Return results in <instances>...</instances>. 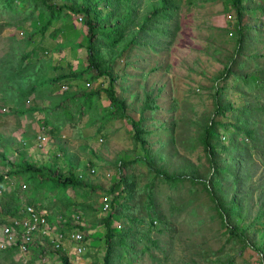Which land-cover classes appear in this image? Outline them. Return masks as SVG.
I'll use <instances>...</instances> for the list:
<instances>
[{
	"label": "rangeland",
	"instance_id": "1",
	"mask_svg": "<svg viewBox=\"0 0 264 264\" xmlns=\"http://www.w3.org/2000/svg\"><path fill=\"white\" fill-rule=\"evenodd\" d=\"M263 2L243 0L248 7ZM236 20L231 0H181L178 13L165 25L166 33L148 34V40L153 45L132 46L120 60L116 68L123 71V74L116 83L118 92L126 98V111L134 119L139 117L144 89L151 94L157 93L155 102L158 109L152 113L147 110L143 113V125L151 132L148 142L152 148L157 147L159 142L167 143L169 136H172L171 151L168 152L167 144L163 151L170 156L166 167L174 170L185 166H194L201 174L208 170L204 151L197 142V121L207 120L213 110V84H224L226 96L234 105L254 106L251 117L257 121L262 146L251 148V154H248L250 186L243 191L249 188V195L243 194L248 198L247 207H250L253 215L258 205V196L264 193V111L256 109V106L264 105V83L257 85L251 79L245 81L233 75L225 80H217L224 65L235 53L238 36L235 31ZM74 21L78 30L83 32L84 28L78 24V20L75 18ZM240 23L244 27L243 48L235 55L237 61L231 64V68L236 73H251L255 76L261 70L262 73L258 74L264 78V14L260 10H244ZM34 25L31 20H26L20 7L17 6L13 12L0 7V151H7L11 161L19 160L20 151L38 163L53 161L62 166L63 158L57 154L53 156L59 150L58 145H62L66 154L75 155L81 167L92 169V172L84 170L90 182L108 188L118 179L115 175V160L133 158L141 153L132 139L130 122L127 119H113L88 124V113L79 115L78 106L69 98L65 102L60 101V93L67 88V84L58 81L50 86L48 76L52 69L45 53L50 45H45L41 50L37 48L38 55L31 54L28 58H22V54L37 42L36 36L34 43H27L28 31L38 24ZM41 45L39 48H42ZM52 51L56 59L64 55L73 65L84 64L83 47L69 53L62 47ZM27 60L36 64L32 62V67H25ZM79 83L85 88H93L101 84L104 86L106 79L100 77L87 85L84 81ZM32 84H35L36 90L29 94V101L28 98L27 101L20 98L16 103L39 108L19 115L14 110L13 100ZM80 84L68 89H81ZM94 103L98 114L108 109L109 100L104 91L94 96ZM54 104H57L56 108ZM217 119L233 122L227 115ZM161 122L166 128L158 126ZM40 133L43 136L42 142L37 140ZM243 154L247 156V152ZM7 168L0 160V172ZM124 173L137 183L135 197L130 204L139 207L145 197L140 192L141 188L149 181L151 173L147 172V167L141 161L132 164ZM10 178L1 187L0 202L13 201L18 197L21 207L26 203L32 204L38 210L49 213L48 219L51 225L56 226L55 231L62 227L56 221L62 213L69 212L72 216L78 213L79 202L68 211L65 198L46 195L43 191H38L35 196L23 180H17L11 175ZM153 192L166 222L165 225L153 223L148 237L150 241L155 240L156 245L143 237L137 245L134 264H212L216 258L225 264H261L254 250L248 247L241 249L240 243L225 240L226 234L221 232L211 202L201 190V183L183 181L169 187L156 180ZM78 193L82 197L81 188ZM105 195L110 198L113 194L95 190L87 197L93 209L86 214L81 211L85 227V251L77 254L68 238L63 241L68 260L73 264L103 262L105 227L101 223L95 225L91 222L109 211L110 205L106 210L102 209ZM67 196L73 197L75 201L81 200L72 190L66 192ZM133 214L145 215V211L139 207ZM5 217L0 213V219L7 221ZM116 224L123 225V221L113 223ZM53 250L48 247L45 252H41L34 243L28 253H14L9 257L8 253L0 252V264H61L60 257Z\"/></svg>",
	"mask_w": 264,
	"mask_h": 264
},
{
	"label": "trees",
	"instance_id": "2",
	"mask_svg": "<svg viewBox=\"0 0 264 264\" xmlns=\"http://www.w3.org/2000/svg\"><path fill=\"white\" fill-rule=\"evenodd\" d=\"M180 2L181 0H0V7L3 10L13 12L18 6L26 20H31L35 25L38 24L28 31L29 38L27 39V43L31 44L37 36V42L22 54V58H28L31 54L38 55L37 48L41 50L45 45H47L45 47L50 45L48 50H44L52 69V73L48 76L50 86L58 81L67 84V88L60 93V101L65 102L69 98L73 104L78 106L79 115L84 112L88 113V124L99 120L101 123L113 119L129 120L132 139L141 150V153L133 158L115 160V175L118 179L114 180L108 188H104L99 183L89 181L88 173L85 175L84 172L89 168L81 167L75 155L66 154V149L62 145H58L59 150L53 155L57 154L63 158L62 166L53 161L38 163L28 159L20 151L19 160L11 161L7 151L3 149L0 151V160L8 167V170L0 172V190L5 182L11 180V175L17 180H23L35 196L38 191H43L46 195L65 198L68 211L79 202L77 205L79 210L76 212L80 213L81 217H83L81 211L86 214L93 209L92 202H88L87 197L95 190H101L103 194H113L110 198L105 195L108 208L110 205L107 214L91 222L95 225L101 223L105 227V251L102 264H134L133 260L138 253L137 245L143 237L150 241L148 234L152 231L153 223L158 222L165 225L166 222L155 200L153 192L155 181L164 182L169 187L183 181L201 183V190L211 202L221 232L226 234L225 240L240 243L241 249L248 247L254 250L259 256L260 263L264 264V193L259 194L258 205L256 204L255 211L251 215L250 207H247L246 203L248 201L246 196L250 193L249 188L243 192L245 187L250 186L251 173L248 166V154H251V148L262 146L257 121L251 117L254 106L234 105L226 96V86L213 84V110L207 120L197 121L199 123L197 142L201 145L208 162V170L205 174H201L194 166L181 167L179 170L166 167L170 156L163 150L167 144L168 152L171 151L173 144L171 135L167 143L159 142L155 148H152L148 142V135L151 132L143 125L145 120L143 113L146 110L152 113L158 109L155 102L157 93L151 94L150 91L144 89L143 102L139 108L140 114L137 119H134L126 111L125 96L117 90L116 82L123 74V71L116 68L117 64L132 46L149 47L153 45V42L148 40V34L164 33L168 20L173 19L178 13ZM231 3L237 16L235 22V31L238 34L237 46L234 55H231L224 65L223 72L217 80L220 78L225 80L233 75L236 79L245 81L251 79L252 82L260 85L264 83V78L258 74L262 73L261 70L256 72L257 74L254 73L256 76L251 73V75L240 74L234 72L231 64L236 63L235 55L243 48L244 27L240 23L242 11L255 9L264 14V2L249 7L243 3V0H231ZM75 18L79 19L78 24L84 28L83 32L78 30ZM229 33L233 34L232 31ZM38 43L40 44L37 46ZM40 45L42 48H39ZM34 46L37 47L34 48ZM57 47L65 48L68 53L75 48L83 47L84 64L73 65L65 56L63 60L57 61L52 55V49ZM32 62L34 61L27 60L24 66H29ZM37 62L40 60L38 59ZM238 63L243 65L241 60H238ZM41 64L40 62L39 66ZM100 77L106 79L104 86L101 84L97 87L85 88L79 83L84 81L87 85L90 81ZM76 84H80L82 88L68 89ZM159 88L158 86L157 89ZM35 90V84H32L24 91L22 90L21 95H18L15 100L12 98L17 114L22 115L38 110L39 107L34 105L26 106L16 103L20 98L26 100ZM101 91L107 95L109 107L102 114H98L94 96ZM57 104L53 107L56 108ZM256 109L264 111V105H258ZM226 115L233 119V122L217 119V117ZM45 124H47L46 120H44V126ZM158 126L166 128L163 122ZM243 152H247V156ZM137 161L144 163L147 172L151 173V178L143 184L140 191L145 194L143 203L139 205L144 209L145 215L138 216L133 214L135 209H139L138 205L136 207L130 204L135 197L137 183L134 178L130 179L124 173L125 169ZM80 188L82 197L78 193ZM68 190H72L74 195L81 200L75 201L71 196L66 197ZM20 201L16 197L13 201L0 202V213L7 216L5 218L19 216ZM101 205L103 207V202ZM48 214L45 212V217L49 221ZM72 219V214L69 215V212L62 213L59 220L62 227L58 230L64 234L71 231L73 229ZM3 221L5 220L0 219V222ZM115 221H123V225H113ZM83 225L78 226L82 231L85 230ZM144 225L147 227L144 228ZM34 243L42 248L41 252L46 251L47 247L42 246L38 240L32 244ZM150 243L156 245L155 240ZM53 251L60 257L61 264H73L68 260L65 250L54 249ZM0 252L8 253L10 257L17 252V248L12 245L1 249ZM212 264H225V262L216 258Z\"/></svg>",
	"mask_w": 264,
	"mask_h": 264
},
{
	"label": "built area",
	"instance_id": "3",
	"mask_svg": "<svg viewBox=\"0 0 264 264\" xmlns=\"http://www.w3.org/2000/svg\"><path fill=\"white\" fill-rule=\"evenodd\" d=\"M77 20L79 21V19ZM63 59V55L57 57V61ZM37 140L42 142L43 136L41 133L37 135ZM90 171L92 172V169ZM102 202V208L106 210L108 208L107 197H104ZM72 217L73 229L65 236L63 232L54 230L56 226L51 225L46 219L44 211H40L32 204L26 203L21 207L19 216L8 217L7 222L0 225V250L15 245L17 248L16 253H28L31 250L30 245L35 240H38L44 247L64 250L63 241L68 238L73 244L74 252L81 254L86 249L85 236L78 227L83 225V220L80 213H75Z\"/></svg>",
	"mask_w": 264,
	"mask_h": 264
},
{
	"label": "clouds",
	"instance_id": "4",
	"mask_svg": "<svg viewBox=\"0 0 264 264\" xmlns=\"http://www.w3.org/2000/svg\"><path fill=\"white\" fill-rule=\"evenodd\" d=\"M5 222H7V221H3L2 223H0V225L3 224V223H5ZM0 251H1V250H0Z\"/></svg>",
	"mask_w": 264,
	"mask_h": 264
},
{
	"label": "crops",
	"instance_id": "5",
	"mask_svg": "<svg viewBox=\"0 0 264 264\" xmlns=\"http://www.w3.org/2000/svg\"><path fill=\"white\" fill-rule=\"evenodd\" d=\"M64 56V55H63ZM40 249L42 250V248L40 247ZM43 251V250H42Z\"/></svg>",
	"mask_w": 264,
	"mask_h": 264
}]
</instances>
